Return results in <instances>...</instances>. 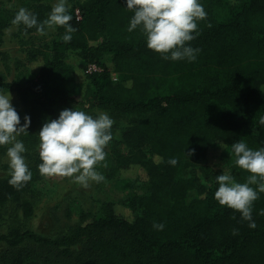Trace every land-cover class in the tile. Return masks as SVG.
Listing matches in <instances>:
<instances>
[{"label":"trees","instance_id":"1","mask_svg":"<svg viewBox=\"0 0 264 264\" xmlns=\"http://www.w3.org/2000/svg\"><path fill=\"white\" fill-rule=\"evenodd\" d=\"M18 3L38 22L53 6L48 0ZM199 3L206 18L189 45L200 49L192 62L165 60L147 48L139 28L129 32L134 13L126 0H79L69 8L77 29L70 42L62 39L63 27L39 44L44 35L20 25L18 37L30 49L18 63L35 74L13 82L2 74L0 93H17L20 126L30 118L28 134L17 139L32 178L17 190L10 175L0 176V209L15 204L24 218L35 216L28 195L45 179L38 170L39 128L65 109L94 118L105 112L115 128L127 120L121 139L111 129L103 182L117 179L123 189L143 182L149 192L104 201L100 212L81 211L76 224L54 237L13 225L0 232V264H264V193L253 204L255 228L214 198L217 165H228L236 182L249 176L235 165L231 146L243 140L253 150L264 148V0ZM5 12L0 9V45L12 24ZM72 54L84 73L92 63L103 70L80 80ZM9 146H0V157ZM173 158L175 166L168 163ZM131 170L138 176L125 175Z\"/></svg>","mask_w":264,"mask_h":264},{"label":"clouds","instance_id":"2","mask_svg":"<svg viewBox=\"0 0 264 264\" xmlns=\"http://www.w3.org/2000/svg\"><path fill=\"white\" fill-rule=\"evenodd\" d=\"M127 10L134 13L128 31L140 29L146 38L147 48L165 60L192 62L200 49H194L190 42L196 39L198 21L206 18V12L199 0H126ZM67 0H57L47 18L38 22L36 15L20 8L11 21L12 25H23L25 29L35 28L41 36L48 31L63 27L62 39L70 42L77 30L70 25L72 16ZM27 35V32H25ZM20 126V116L11 104L10 94H0V146L7 147V161L10 179L8 183L19 190L32 178L23 153L26 149L17 138L28 134L30 118L25 116ZM260 123L264 125V117ZM114 121L105 112L95 118L82 110L65 109L58 119L46 121L39 132L38 154L41 163L38 170L45 178H69L74 183L88 187L89 182L100 183L105 177L96 167L106 159L105 148L112 139ZM232 152L235 165L249 173L245 183L236 182L233 176L224 171L216 177L218 189L214 198L222 207L240 213L241 219L255 228L252 218L253 204L264 193V148L253 150L243 141L234 143ZM175 166V158L168 161ZM106 166V165H105ZM252 185H256L253 188ZM264 215V210L261 211ZM153 227L163 230L162 223ZM233 234H238L233 230Z\"/></svg>","mask_w":264,"mask_h":264},{"label":"rangeland","instance_id":"3","mask_svg":"<svg viewBox=\"0 0 264 264\" xmlns=\"http://www.w3.org/2000/svg\"><path fill=\"white\" fill-rule=\"evenodd\" d=\"M48 1L51 5L57 2V0ZM78 1L67 0V3L72 7ZM230 1L234 4L239 2V0ZM18 4V0H0V9L6 11L5 13L13 20V12L19 9ZM19 27L11 24L5 31L3 42L0 45V76L2 74L5 75L8 82L24 80L35 74L18 63L24 60L30 49L28 45H22L18 37ZM51 32L48 31L47 35L39 39V44L48 40ZM70 63L78 69L79 79H83L86 73L79 69L81 64L79 56L72 54L70 56ZM0 94H10L11 104L15 110L22 108L21 101L15 90L6 88ZM43 124L39 128V132ZM127 124L128 121L123 120L117 128L112 126V128H115V139H121L123 128ZM105 152L107 154L105 161L96 167V170L102 175L111 165V142L106 146ZM5 165H8L7 156L0 157V176L2 177L9 175L10 170H6L4 168ZM215 171L217 172V176L223 174L224 171H228L232 175L231 168L225 163L217 165ZM125 175L130 177L134 175L136 177L138 176V172L131 170L125 173ZM148 192L149 185L143 182H138L129 189H123L117 179L100 183L90 181L88 187H83L78 183H74L69 178H45L37 182L33 187L32 193L28 195V198L35 204V216L31 219H26L22 211L15 204H9L0 209L3 215L0 218V232L7 233L11 226L21 225L24 228L34 229L42 235L58 236L66 232L71 225L78 222L81 211L100 212L101 203L104 201L125 200L132 195H145ZM69 211L72 213L71 216L68 215ZM119 212L128 214L123 208H119Z\"/></svg>","mask_w":264,"mask_h":264},{"label":"built area","instance_id":"4","mask_svg":"<svg viewBox=\"0 0 264 264\" xmlns=\"http://www.w3.org/2000/svg\"><path fill=\"white\" fill-rule=\"evenodd\" d=\"M77 14L79 16V18L81 17L80 16V11L77 10ZM103 69L98 65V64H95V63H92V64H89L85 70V73L87 75H91V74H94V73H98V72H101ZM113 77L115 80L118 79V75L116 73L113 74Z\"/></svg>","mask_w":264,"mask_h":264}]
</instances>
